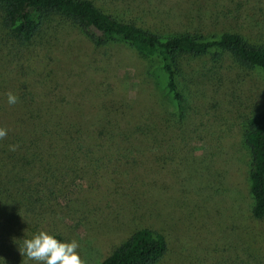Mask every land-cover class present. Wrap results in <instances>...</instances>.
I'll return each mask as SVG.
<instances>
[{
  "label": "rangeland",
  "instance_id": "374dc122",
  "mask_svg": "<svg viewBox=\"0 0 264 264\" xmlns=\"http://www.w3.org/2000/svg\"><path fill=\"white\" fill-rule=\"evenodd\" d=\"M92 1L161 32L236 30L264 42V0ZM177 63L180 124L152 132L157 142L87 130L81 142L90 149L78 153V170L61 163L66 149L57 143L60 162L47 172L36 153L51 136L33 127L44 113L66 120L70 110L88 128L99 122L98 108L113 104L116 116L148 124L158 96L167 97L127 45L95 47L58 21L18 44L6 39L0 11V128L8 130L0 140V264H38L20 249L40 231L78 241L86 264H99L110 246L142 226L166 237L156 264H264V225L249 214V152L240 128L241 115L264 103V77L225 52L215 59L182 54ZM9 91L19 97L16 105L8 104Z\"/></svg>",
  "mask_w": 264,
  "mask_h": 264
},
{
  "label": "trees",
  "instance_id": "16d2710c",
  "mask_svg": "<svg viewBox=\"0 0 264 264\" xmlns=\"http://www.w3.org/2000/svg\"><path fill=\"white\" fill-rule=\"evenodd\" d=\"M0 11L6 39L18 44L29 41L51 21H58L77 28L95 47H104L112 43L127 45L146 61L149 73L155 76L157 84L161 85L165 98L167 97L166 102L158 96L157 107L150 105L152 109L147 113L152 112L148 118L152 121H148V124L142 119L141 123L126 121L125 114L116 116L117 108L113 104L104 106L103 110L101 107L98 108L96 115L99 122L90 124L91 127L87 124L88 128L85 127V123L82 124L73 118L70 110H67L66 120H50L44 113V117L47 118H42V125L40 122L33 124L34 131L46 132L58 139L54 143L50 137L51 141L46 140L44 145L42 142L37 147V160L46 166L47 172H51L60 162L57 160L60 151L58 144L66 149L61 163L68 164L75 171L78 170V166L75 165L78 153L81 154L83 149H90L84 147L81 142L87 130L107 132L113 136L121 135L125 140L129 139L130 135L140 134L145 135L144 137L149 136L152 142H157V138L150 135L154 134L152 132L163 133L171 129L173 124H180L183 121L184 92L178 81L179 55L208 54L215 59L225 52L240 68L257 70L264 77V42L250 40L236 30L216 32L200 28L161 32L137 22L134 18L105 12L92 0H0ZM145 103L147 104L144 106H148L149 102ZM157 118L160 121H156ZM102 120L104 124L100 123ZM240 128L242 142L249 152L246 173L251 200L249 214L254 224L260 223L263 226L264 103L241 115ZM65 134H69V137L63 138L62 135ZM45 148H48L46 152ZM52 235L61 241L59 236ZM166 252L165 235L159 230L142 226L132 229L123 239L110 246L99 264H156Z\"/></svg>",
  "mask_w": 264,
  "mask_h": 264
},
{
  "label": "clouds",
  "instance_id": "9594fccd",
  "mask_svg": "<svg viewBox=\"0 0 264 264\" xmlns=\"http://www.w3.org/2000/svg\"><path fill=\"white\" fill-rule=\"evenodd\" d=\"M9 105H16L19 97L13 92L7 93ZM8 130L0 128V140L6 139ZM10 151H16L19 145H10ZM78 241L61 242L54 235L46 231H40L32 239L24 240L23 248L20 249L21 255L29 260L36 261L38 264H86L79 255Z\"/></svg>",
  "mask_w": 264,
  "mask_h": 264
}]
</instances>
